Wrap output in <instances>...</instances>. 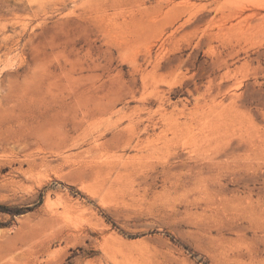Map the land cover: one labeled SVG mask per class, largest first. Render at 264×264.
I'll list each match as a JSON object with an SVG mask.
<instances>
[{
	"label": "rangeland",
	"instance_id": "rangeland-1",
	"mask_svg": "<svg viewBox=\"0 0 264 264\" xmlns=\"http://www.w3.org/2000/svg\"><path fill=\"white\" fill-rule=\"evenodd\" d=\"M0 264H264V0H0Z\"/></svg>",
	"mask_w": 264,
	"mask_h": 264
},
{
	"label": "bare ground",
	"instance_id": "bare-ground-1",
	"mask_svg": "<svg viewBox=\"0 0 264 264\" xmlns=\"http://www.w3.org/2000/svg\"><path fill=\"white\" fill-rule=\"evenodd\" d=\"M131 130H132V129H131ZM130 134L132 135V138H133L134 135H135L134 130L130 131ZM99 137H100V136H99ZM94 139H95V138H94ZM95 140H96V139H95ZM94 142H95V141H94ZM92 143H93V142H92ZM90 144H91V143H90ZM94 144H95V143H94ZM95 145L98 146L99 144L96 143ZM95 145H94V146H95ZM94 146H93V147H94ZM66 217H67V216H66Z\"/></svg>",
	"mask_w": 264,
	"mask_h": 264
},
{
	"label": "trees",
	"instance_id": "trees-1",
	"mask_svg": "<svg viewBox=\"0 0 264 264\" xmlns=\"http://www.w3.org/2000/svg\"><path fill=\"white\" fill-rule=\"evenodd\" d=\"M4 210H7V209H4Z\"/></svg>",
	"mask_w": 264,
	"mask_h": 264
}]
</instances>
